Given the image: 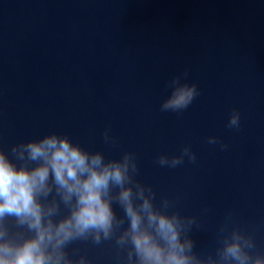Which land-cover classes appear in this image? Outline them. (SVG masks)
I'll use <instances>...</instances> for the list:
<instances>
[{"label": "water", "instance_id": "water-1", "mask_svg": "<svg viewBox=\"0 0 264 264\" xmlns=\"http://www.w3.org/2000/svg\"><path fill=\"white\" fill-rule=\"evenodd\" d=\"M185 70L200 95L161 112ZM233 110L239 130L227 127ZM53 131L106 158L135 153L157 204L197 217L198 253H215L231 213L264 254V0H0V147ZM185 146L195 164L156 163ZM74 247L118 264L111 242Z\"/></svg>", "mask_w": 264, "mask_h": 264}, {"label": "clouds", "instance_id": "clouds-1", "mask_svg": "<svg viewBox=\"0 0 264 264\" xmlns=\"http://www.w3.org/2000/svg\"><path fill=\"white\" fill-rule=\"evenodd\" d=\"M188 76L185 70L167 82L171 93L161 112L182 113L200 95ZM227 127L240 129L238 110ZM103 140L116 144L108 129ZM207 142L229 148L216 136ZM185 158L196 163L190 146L179 155H160L156 163L174 169ZM139 173L135 153L106 158L55 131L7 151L0 147V264H92L74 247L79 242H111L118 264H264V254H253L254 235L231 226V213L220 226L215 253H198L191 236L201 227L197 217L173 210L168 198L157 204L156 192L137 179Z\"/></svg>", "mask_w": 264, "mask_h": 264}]
</instances>
